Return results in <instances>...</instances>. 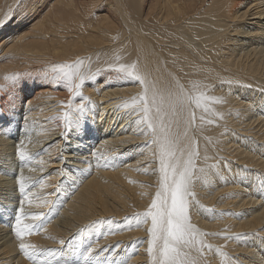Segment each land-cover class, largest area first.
<instances>
[{
  "label": "bare ground",
  "instance_id": "bare-ground-1",
  "mask_svg": "<svg viewBox=\"0 0 264 264\" xmlns=\"http://www.w3.org/2000/svg\"><path fill=\"white\" fill-rule=\"evenodd\" d=\"M0 21V194L16 193L7 141L31 154L34 163L26 171L38 176L16 194L26 203L23 222L47 214L44 228L26 233L24 242L59 250L37 258L53 264H152L150 220L137 227L133 216L155 198L159 149L136 123L144 113L132 98L143 86L109 67L135 64L158 96L166 100L169 91L183 89L191 100L180 124L199 154L189 216L201 232L221 235L204 237L212 248L199 254L186 249L189 258L199 264H264V0H0ZM77 60L83 61L81 74H95L80 90L89 101L73 96L66 81L51 73L53 64ZM80 103L86 112L75 111ZM124 103L130 106L117 107ZM69 108L71 128L59 119ZM189 114L195 116L191 126L183 122ZM18 117L23 130L37 125L36 141L25 135L16 143L6 136ZM85 126L91 127L86 142L92 144L84 146L89 155L68 154L59 145L62 138ZM60 162L61 168H50ZM68 167L83 170L72 186ZM11 197H0V214ZM1 215L0 264H35L19 249L16 218L7 222ZM90 246L94 261L83 257Z\"/></svg>",
  "mask_w": 264,
  "mask_h": 264
},
{
  "label": "snow or ice",
  "instance_id": "snow-or-ice-1",
  "mask_svg": "<svg viewBox=\"0 0 264 264\" xmlns=\"http://www.w3.org/2000/svg\"><path fill=\"white\" fill-rule=\"evenodd\" d=\"M2 23V21H0ZM83 65L82 60H77L75 64H53L51 73L57 80H64L67 83V90L73 96H81L83 100L89 101L90 98L84 97L82 91L85 80L95 78V74L85 76L79 69ZM110 70L118 72L120 78L131 79L139 82L143 86V92L138 97H133V103L139 101V111L144 113L143 118L137 120V125H143L142 131L149 135V143L158 146L159 149V176L160 182L155 198L151 201L147 210L142 213H136L133 216L135 226L139 227L150 220V227L147 229V252L152 258V264H199L194 258H189L186 249H195L199 254L205 247L212 248L211 244L205 245L204 237L208 235H221L220 233H205L197 229L190 220L189 206L190 197L194 193L190 190L193 177L196 175V164L194 157H198V152L194 147V142L187 137V133L180 132L182 116L189 111L191 100L184 94L183 89H178L175 93L169 91L167 99L158 96V89L150 83L147 76H141L134 70L136 65L126 66L120 64L118 67L109 66ZM19 75V74H15ZM15 77H5L6 80H12ZM77 79L79 82H76ZM0 87H3L0 85ZM215 99V98H213ZM185 101H188L187 104ZM62 104L65 102H61ZM68 105H71L69 100ZM200 104V98H197V106ZM155 105V111L152 106ZM95 107L94 103L92 105ZM130 105L124 103L117 107L128 108ZM88 110L85 103L76 106L75 111L84 113ZM149 113L151 115L149 116ZM71 108L64 111L59 119L65 122L67 128H71ZM195 116L189 114L183 122L191 126ZM203 120V117H201ZM211 123V121H209ZM23 144V141L20 142ZM17 155L22 162H31L32 156L23 148L17 147ZM187 155V159H185ZM108 160H105L107 166ZM211 167H215L212 165ZM199 171L203 172V169ZM18 184L21 193H25L26 180L23 176L18 178ZM34 181L33 183H37ZM27 214L21 207L16 216L14 227L15 235L20 240L19 249L30 259L35 260V264H53L52 260L47 258H37V254L43 251L51 257L58 249L42 250L35 245L25 243L24 235L31 234L34 230L41 231L46 223L47 214L38 213L33 216V223H24L22 217ZM104 222V221H101ZM111 224L112 220L106 221ZM95 223V222H94ZM128 227H132L129 222ZM79 229L78 232H82ZM240 236L242 234H234ZM227 238V237H226ZM61 240L60 243L64 244ZM219 251V249H217ZM86 261L96 260L93 255V248L90 246L83 252ZM63 264L65 262L63 261Z\"/></svg>",
  "mask_w": 264,
  "mask_h": 264
},
{
  "label": "rangeland",
  "instance_id": "rangeland-1",
  "mask_svg": "<svg viewBox=\"0 0 264 264\" xmlns=\"http://www.w3.org/2000/svg\"><path fill=\"white\" fill-rule=\"evenodd\" d=\"M258 100V99H257ZM263 105V110H264V101H262V104H261V106ZM21 120H20V117H18L17 118V120L14 122L15 124H13L12 126L11 125H9L8 126V128H7V133H6V136L7 137H9V139H12L13 140V142H15L16 141V143L19 141V139L21 140V138L23 137V136H30L29 137V141L31 140V137H33L34 136V138H32L33 140H31V142L32 141H36L37 139H36V137H37V125H32V126H28V127H26L24 130L22 129V121L20 122ZM19 123V124H18ZM27 128H28V130H27ZM82 128H83V130H82ZM91 128V127H90ZM90 128L88 127V126H85V127H81L78 131L77 130H69V132L70 133H68L67 134V136H64L63 138H62V140H61V142H60V144L59 145H62L63 144V148L68 152V151H70L68 154H73L72 152H81V153H83V155H89V153L88 152H84V151H86V148H84V146L85 147H89L90 146V143L91 142H89V144H88V142H86V141H90L91 139H90V136H91V132H90ZM23 130V131H22ZM21 131H22V133H21ZM32 131V132H31ZM88 131V132H87ZM30 132V133H29ZM72 132H74V133H72ZM80 132V133H79ZM66 133V132H65ZM76 133V134H75ZM22 136H21V135ZM30 134V135H29ZM80 134V135H79ZM83 134V135H82ZM32 135V136H31ZM73 135V136H72ZM88 135V136H87ZM20 137V138H19ZM68 137V138H67ZM86 137V138H85ZM16 138V139H15ZM18 138V139H17ZM66 138V139H65ZM70 138V139H69ZM73 138V139H72ZM83 138V139H82ZM35 139V140H34ZM78 139V140H77ZM89 139V140H88ZM11 141V140H10ZM73 141H75L74 143H73ZM67 142V143H66ZM79 142V143H78ZM81 142V143H80ZM65 143V144H64ZM92 144V143H91ZM47 145H49V144H47ZM67 145V146H66ZM71 145V146H70ZM14 145H12V147H13ZM16 146V145H15ZM15 146L13 147V148H10V144L7 142V141H5V148H6V152L5 153H8L10 150L12 151V152H14L13 154H9V155H5V157L7 156V157H9V156H11L12 158H9L7 161H11V160H14V162H15V165H16V167L14 168V170H13V173L10 175V178L11 179H13V185H12V190H14V193L15 194H13V195H8V194H6V190H4L3 192L5 193V194H0L1 196L0 197H11L12 199H10V204L8 205V207L6 208V210L5 211H2L1 212V216H5L6 217V220H7V222H9V220L10 221H12L14 218H16L15 217V215L16 214H18L17 212L19 211V209L21 208V207H23L24 208V212L27 210V208H25L26 207V203H25V201H24V199L23 198H17V196H16V194L18 193L17 191H20V188H19V184H18V178L19 177H21V176H23L24 178H25V180H27V182L26 183H28V185L26 184L25 185V188L26 189H29V188H31V186H32V184H33V182L36 180L37 181V175H33V173L32 172H30V170H27L26 171V169L29 167V166H27V164L28 165H32L33 163H34V161L33 160H31V162L29 163V162H23L22 163V161H20V159H19V156L17 155V150H16V148H15ZM75 146V147H74ZM77 146V147H76ZM79 146V147H78ZM67 147V148H66ZM10 148V149H9ZM70 150H69V149ZM9 149V150H8ZM61 149V146L59 147V150ZM77 150V151H76ZM16 153V154H15ZM80 155V154H79ZM15 158H14V157ZM16 156H18V157H16ZM6 157V158H7ZM14 158V159H13ZM17 158V159H16ZM91 158V157H90ZM85 159H87V157L85 158ZM92 159V158H91ZM18 160V161H17ZM88 160L90 161V159H89V157H88ZM63 161V160H62ZM61 161V162H62ZM59 163V165L57 166V164L55 163V164H52V165H50L49 167L50 168H52V166H53V168H61V165L60 164H62V163ZM90 162H94V161H90ZM18 165H19V167H18ZM21 165V166H20ZM23 165V166H22ZM30 165V166H31ZM55 165H56V167H55ZM3 166H5V164H2L1 166H0V174L2 173H4V169H3ZM21 167V168H20ZM25 168V169H24ZM33 168V167H32ZM35 168V167H34ZM50 168H48L47 167V169L46 170H48V169H50ZM68 168H71V167H68ZM20 169V170H19ZM74 169V170H73ZM72 170V171H71ZM71 170H70V174H71V177L69 176V179H67V181H68V184L70 185V186H72V184H75V182H76V180H78V179H80V177H77V176H81V173H83V170H80L79 168H76V167H72L71 168ZM45 171V170H44ZM75 171V172H74ZM80 171V172H79ZM19 172V174L17 175L16 173H18ZM22 173H23V175H22ZM27 173V174H26ZM78 173V175H76ZM1 174V175H2ZM15 174V175H14ZM21 174V175H20ZM73 175V176H72ZM28 176V177H27ZM33 176V177H32ZM62 176V175H61ZM60 176V177H61ZM33 178V179H32ZM71 178V179H70ZM31 179V180H30ZM62 179L63 178H57V180H59L58 182H61L62 181ZM15 181V182H14ZM75 181V182H74ZM56 185V184H55ZM54 185V186H55ZM14 187V188H13ZM58 187H60L59 185H58ZM18 188V189H17ZM17 189V190H16ZM71 191V190H70ZM21 192V191H20ZM19 192V193H20ZM8 195V196H7ZM13 196H15V197H13ZM21 199V200H20ZM23 200V201H22ZM1 201H3V198L2 199H0V202ZM19 201H20V203H19ZM13 204V205H12ZM10 206V207H9ZM12 206V207H11ZM25 206V207H24ZM15 207V208H14ZM17 207V208H16ZM9 208V209H8ZM12 208V209H11ZM14 208V209H13ZM7 209H8V211H7ZM16 209V210H15ZM18 209V210H17ZM14 211H16V212H14ZM5 212V213H4ZM13 213V214H12ZM12 215H13V217H12ZM17 216V215H16ZM9 217V218H8ZM1 218V217H0Z\"/></svg>",
  "mask_w": 264,
  "mask_h": 264
}]
</instances>
